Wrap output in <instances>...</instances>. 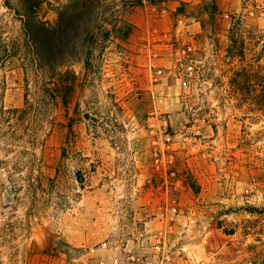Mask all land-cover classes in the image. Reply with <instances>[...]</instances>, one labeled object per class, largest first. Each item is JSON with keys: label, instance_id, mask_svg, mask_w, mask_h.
Returning <instances> with one entry per match:
<instances>
[{"label": "rangeland", "instance_id": "374dc122", "mask_svg": "<svg viewBox=\"0 0 264 264\" xmlns=\"http://www.w3.org/2000/svg\"><path fill=\"white\" fill-rule=\"evenodd\" d=\"M8 3L0 264H264V115L239 100L245 62L226 51L231 26L264 34V0L128 4L126 40L60 67L76 75L66 103L42 95L55 79L35 76Z\"/></svg>", "mask_w": 264, "mask_h": 264}, {"label": "trees", "instance_id": "16d2710c", "mask_svg": "<svg viewBox=\"0 0 264 264\" xmlns=\"http://www.w3.org/2000/svg\"><path fill=\"white\" fill-rule=\"evenodd\" d=\"M5 1L10 6L8 0ZM143 1H123L120 4L110 0H66L65 3L52 6L45 0H16V12L30 52L34 74L36 77L42 75L48 80L55 79L54 87L43 88L42 95L59 97L66 103L69 91L64 81L66 77L74 81L76 75L72 72L58 73L60 67L83 60L85 68H88L95 51L102 52L111 38L126 40L131 33V25L122 17V12L128 4L140 5ZM149 1L153 5L161 3V0ZM43 5L54 11L53 23L46 21L41 15ZM211 6L213 10L207 12L209 18L213 17L216 10L214 1H211ZM202 11L203 9H199L196 12L199 15ZM178 12L183 11L178 9ZM234 29L236 28L231 26V31ZM231 31L229 30L231 37L226 50L227 56L231 59L239 57L245 62L237 74L241 85L237 86L235 80L232 84L239 91L241 102L264 115V34L258 29L248 31V37L243 39L236 32L233 35ZM252 47L256 51L249 61L247 54L249 51L253 52ZM259 213H264V210Z\"/></svg>", "mask_w": 264, "mask_h": 264}]
</instances>
